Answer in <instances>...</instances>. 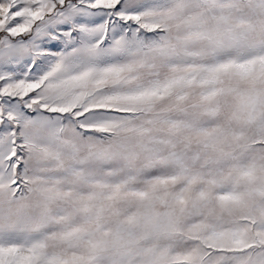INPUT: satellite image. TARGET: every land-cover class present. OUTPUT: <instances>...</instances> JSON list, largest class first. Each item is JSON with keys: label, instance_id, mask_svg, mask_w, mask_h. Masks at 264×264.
<instances>
[{"label": "snow or ice", "instance_id": "1", "mask_svg": "<svg viewBox=\"0 0 264 264\" xmlns=\"http://www.w3.org/2000/svg\"><path fill=\"white\" fill-rule=\"evenodd\" d=\"M0 264H264V0H0Z\"/></svg>", "mask_w": 264, "mask_h": 264}]
</instances>
